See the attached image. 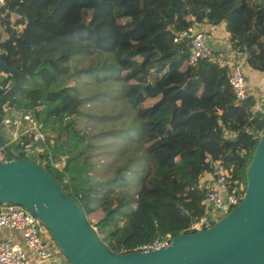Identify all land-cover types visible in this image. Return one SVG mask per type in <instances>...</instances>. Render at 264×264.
I'll list each match as a JSON object with an SVG mask.
<instances>
[{
    "label": "trees",
    "instance_id": "obj_1",
    "mask_svg": "<svg viewBox=\"0 0 264 264\" xmlns=\"http://www.w3.org/2000/svg\"><path fill=\"white\" fill-rule=\"evenodd\" d=\"M189 15L200 23L223 21L229 48L264 73V0H5L0 5V58L22 75L0 107V126L13 106L29 112L44 134L40 149L27 155V136L22 145L18 140L9 147L52 174L112 252L188 231V223L203 212L202 174L218 162L229 181L244 180V165L264 125L248 119L252 94L234 98L227 61L189 63L187 42L173 41L190 24ZM88 51L100 59L71 65ZM0 71L11 85L15 75ZM83 73L112 78L134 110L133 137L148 162L136 191L109 188L124 182L126 161L110 176H90L91 135L76 124L84 97L67 82ZM60 159L62 165H54Z\"/></svg>",
    "mask_w": 264,
    "mask_h": 264
},
{
    "label": "water",
    "instance_id": "obj_2",
    "mask_svg": "<svg viewBox=\"0 0 264 264\" xmlns=\"http://www.w3.org/2000/svg\"><path fill=\"white\" fill-rule=\"evenodd\" d=\"M0 68L15 75L0 93V107L16 90L21 72L0 58ZM7 159L0 161V203L23 206L44 226L69 264H264V125L243 168L239 202L207 227L177 232L154 249L110 251L86 223L81 208L41 164L13 152L0 133Z\"/></svg>",
    "mask_w": 264,
    "mask_h": 264
},
{
    "label": "built area",
    "instance_id": "obj_3",
    "mask_svg": "<svg viewBox=\"0 0 264 264\" xmlns=\"http://www.w3.org/2000/svg\"><path fill=\"white\" fill-rule=\"evenodd\" d=\"M4 2L5 0H0V5ZM189 18L191 19L190 24L180 29L173 36V41L184 40L187 42L189 63L206 58L216 59V54L210 45L211 29L202 28L199 25L200 22L194 20L193 16L189 15ZM238 53L237 51L228 52V58L225 61L228 65V84L234 98L241 100L249 93L246 76L242 70V61L236 57ZM10 81L7 73L0 71L1 92L10 86ZM9 109V114L1 120V127L7 137V139L3 138L5 143L9 146L10 143L19 140L22 145L24 142L21 137L27 136L28 143L23 146L24 155L33 149L39 150L41 147L39 142L43 141L44 134L38 128L36 119L29 112L21 111L19 108L11 106ZM249 110L248 119L254 117L259 121L264 120V94L254 96V102ZM32 145L34 148H31ZM7 158L0 146V161ZM201 181L205 183L204 195L199 200L203 206V212L188 223L186 232L201 230L218 219L239 202L244 188V180L238 179L234 183L229 181L227 171L218 162L214 164L212 172L202 174ZM230 184H232L231 187H229ZM0 228L8 230L6 233L0 234V264L55 263L57 255L55 249H51L47 244V230L36 216L23 206L14 203H0ZM170 237L169 233H165L142 244L139 249L163 247L168 243Z\"/></svg>",
    "mask_w": 264,
    "mask_h": 264
},
{
    "label": "rangeland",
    "instance_id": "obj_4",
    "mask_svg": "<svg viewBox=\"0 0 264 264\" xmlns=\"http://www.w3.org/2000/svg\"><path fill=\"white\" fill-rule=\"evenodd\" d=\"M96 55L92 51L79 53L71 65L80 66L87 65L90 61L95 62L100 59V54ZM78 77L77 80L69 79L67 82L75 83L78 94L84 97L83 104L79 107L80 112L76 114V124H79L83 131L91 135L92 146L89 150L92 168L89 172L90 176L94 179L110 176L116 164L126 161L128 166L124 172V182L113 183L109 185V188L115 192L120 190L136 191L140 185L141 170L146 167L148 162L142 155L141 142L136 136L133 137L137 134L135 131L138 129V120L134 116V110L126 105L119 84L111 81L112 78L101 76L100 78L103 80H96L84 73ZM102 88L103 90H101ZM91 92H97V95L91 96L89 99L88 94L90 95ZM0 129L7 139L1 126ZM107 129H114L115 132L107 133ZM32 156V153L29 154V157ZM62 162L63 160L60 159L54 165L60 167ZM47 235V244L51 249H55L56 255H61L49 233ZM62 262L69 264L63 256Z\"/></svg>",
    "mask_w": 264,
    "mask_h": 264
},
{
    "label": "crops",
    "instance_id": "obj_5",
    "mask_svg": "<svg viewBox=\"0 0 264 264\" xmlns=\"http://www.w3.org/2000/svg\"><path fill=\"white\" fill-rule=\"evenodd\" d=\"M204 29H211L210 45L215 52V58L219 61L226 60L228 58L227 53L234 51L229 48L226 40V31L224 23L221 21L217 24H208L205 22L199 23ZM236 57L242 61V70L245 73L247 80L248 93L254 97L256 94H264V74L256 70L251 69L244 63L242 56L236 54ZM6 228H0V234L6 233Z\"/></svg>",
    "mask_w": 264,
    "mask_h": 264
}]
</instances>
